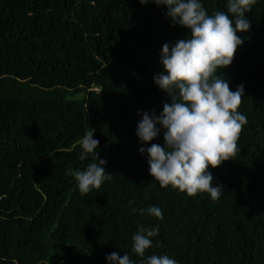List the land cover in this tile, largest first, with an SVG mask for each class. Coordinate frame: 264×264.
Masks as SVG:
<instances>
[{
  "label": "trees",
  "instance_id": "16d2710c",
  "mask_svg": "<svg viewBox=\"0 0 264 264\" xmlns=\"http://www.w3.org/2000/svg\"><path fill=\"white\" fill-rule=\"evenodd\" d=\"M227 0H202L212 14ZM165 8L138 0H0V264H107L131 253L137 227L159 225L145 257L178 264H264V0L219 71L247 118L235 157L212 173L223 192L161 188L138 151V110L171 103L153 82L165 42L184 39ZM112 175L81 195L69 171L88 130ZM131 202V203H130ZM159 206L163 220L134 209Z\"/></svg>",
  "mask_w": 264,
  "mask_h": 264
},
{
  "label": "clouds",
  "instance_id": "9594fccd",
  "mask_svg": "<svg viewBox=\"0 0 264 264\" xmlns=\"http://www.w3.org/2000/svg\"><path fill=\"white\" fill-rule=\"evenodd\" d=\"M140 5L155 4L165 8V16L172 26L186 30L184 39L162 44L159 52L160 71L153 76L154 84L168 95L171 103L163 105L157 114L139 111L135 128L141 145L148 144L162 134L163 144L151 143L138 149L147 157L148 173L161 188L171 186L187 196L207 193L212 200L224 191L213 186L209 168L235 157L237 141L247 118L238 111L243 85L230 90L229 81L219 71L232 62L234 52L243 40L237 32H245L250 22L245 18L256 0H227V11L208 14L202 0H138ZM94 130L86 131L78 141V159L90 155L93 162L83 170L69 171L81 195L99 189L110 181L104 159H97L99 140ZM131 203V202H130ZM140 215L163 220L159 206L134 209ZM159 234V225L137 227L131 236V253L140 257V264H178L168 255L145 257V251ZM107 264H135L125 252L118 257L112 252L105 257Z\"/></svg>",
  "mask_w": 264,
  "mask_h": 264
}]
</instances>
